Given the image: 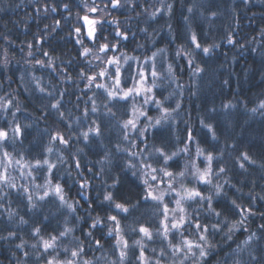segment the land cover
<instances>
[{"label":"trees","instance_id":"16d2710c","mask_svg":"<svg viewBox=\"0 0 264 264\" xmlns=\"http://www.w3.org/2000/svg\"><path fill=\"white\" fill-rule=\"evenodd\" d=\"M92 3L0 0V129L8 133L7 140L0 143V172L6 168L15 184H0V264H46L53 256L63 261L77 245L83 248L78 264L85 260L90 264L118 262L120 249L115 233L108 235L113 222L107 219L115 211L103 199L106 192H112L117 202L136 205L130 214L118 217L128 243L124 264H140L142 247L152 264L156 259L162 264H180L183 254L172 257L169 243L179 244L182 237L173 232L165 240L158 234L164 205L141 199L143 177L127 167L132 157L124 149L131 144L137 145L131 151L142 153L136 162L146 159L154 167L160 166L155 148L177 152L169 171L187 168V185L211 196L212 208L221 213L217 217L210 212L207 201L185 205L190 220L207 225L209 244L204 257L195 250L197 256L183 264H264V108L260 107L264 104V0H121L122 6L116 9L110 4L105 7L107 0H96L103 11L95 13L88 11ZM85 15L102 20V26H95L98 36L117 45L106 55L96 54L105 60L119 58L121 87H132L130 76L143 71L147 86L155 82L149 100L154 98L168 109L167 118L155 126L139 116L138 128H147L143 136L137 138V133L129 132V139H124L121 124L132 115L131 99L110 101L103 89L88 85L87 76L102 68L109 72L115 68L91 54L83 55L85 47L94 52L97 48L85 35ZM76 28L81 29L79 34ZM117 31L128 38L116 36ZM192 35L201 47H211L208 55L195 48ZM78 38L82 44L76 42ZM125 56L135 59L125 62ZM196 65L203 69L199 75H193ZM153 70L156 77L151 75ZM99 82L113 83L107 77ZM57 101L59 108H52ZM94 105L96 112H92ZM134 106L145 111L153 125L164 116L154 102L145 103L143 95L135 98ZM96 125L103 134L85 142L81 133ZM205 125L212 127L216 139ZM16 126L22 130L20 135L13 132ZM57 133L69 143L53 141L51 137ZM209 153L213 156L209 162L212 183L205 185L188 173L193 166L206 163ZM44 159L55 167L34 166ZM49 182L50 193L55 185L62 187L74 211L54 195L39 199L42 186ZM167 185L165 177L159 188ZM174 186L177 188V182ZM164 204L168 209L174 207V193L164 196ZM97 218L101 223L92 228ZM141 225L152 231V240L142 239ZM36 228L44 239L57 236L55 252L32 247L39 239L33 234ZM66 228L71 231L61 237L59 233ZM200 234L194 229L184 231L183 239L197 242ZM137 240L140 245L135 244ZM161 249L165 250L163 257Z\"/></svg>","mask_w":264,"mask_h":264},{"label":"snow or ice","instance_id":"6c2138e0","mask_svg":"<svg viewBox=\"0 0 264 264\" xmlns=\"http://www.w3.org/2000/svg\"><path fill=\"white\" fill-rule=\"evenodd\" d=\"M110 4L111 8L116 9L121 7V0H107V3L105 4V7ZM67 7V6H65ZM171 7V6H169ZM56 9L53 8L52 11H55ZM88 11L91 13H95L97 11H103V9H100L99 6L96 4V0H93L92 6L88 8ZM189 12L192 11V8L188 9ZM83 20L85 23L88 25V29L86 32V36L88 39H90L94 44L97 45V48L95 49V52L92 48L90 47H85L83 50V55L88 56V55H93V57L97 60H100L101 63H108L114 66L115 71L114 72H109L107 68H102L96 75H90L87 76V81L88 85L91 87L92 85H95L96 88L98 89H103L107 93V97L109 98L110 101H129L130 99L133 101V107H132V115L125 119L123 123L121 124V127L124 132V139L128 140L129 132L137 133V138L140 136H143L144 133L147 131V128H138L137 121L139 119V116H144L149 120V126H155L159 125L161 123V119H166L168 115V109L163 108L162 103L160 101L154 100V98L150 101L149 100V95L152 93V88L155 87V82H153L152 87H149L146 85V76L143 71H139L136 76L131 77L130 79L132 80V87H121V69H120V60L119 58H113L109 60L102 59L99 55L96 53H105V55L109 51H113L116 49L117 45L112 44L110 41H108L107 37L103 36H98V30L96 25L102 26L103 21L102 20H94V19H89L87 15L83 17ZM76 33L79 34L81 32L80 28L75 29ZM116 36H120L123 39H127V35H125L123 32L117 31ZM192 43L195 45L196 49H199L204 55H208L211 52V47H201L200 43L197 41V38L195 35H192L191 37ZM103 41V42H100ZM77 43L82 44L83 41L81 39H77ZM229 43H232L231 39H229ZM31 47V46H30ZM212 47H215L213 45ZM179 54V53H178ZM45 55H47L45 53ZM155 54H153V57ZM125 62L128 59H135L129 58L125 56ZM39 63V61H38ZM189 65H192V60L189 59ZM154 67V66H153ZM169 71L171 72V66H169ZM203 69L199 67V65H196L193 68V75H199L200 72H202ZM83 76L84 73H81ZM151 75L153 77L157 76L156 71H152ZM107 77L108 79H111L113 81L112 84L105 85L104 83H100L99 79ZM43 91V89H41ZM144 96V102L149 103V102H154L158 108H161L162 111L164 112V116H162L160 119L155 120V124L153 125L151 123V117L147 116V113L145 111H141L140 109L136 108L134 106L135 103V98L138 96ZM54 109L59 108V102L52 104L51 106ZM107 107V105H106ZM179 107V105H177ZM261 108H264V104L260 105ZM97 109L95 105L92 108V112H96ZM255 111V109H253ZM108 112L111 116L115 117L116 113L112 112L111 108L108 109ZM63 115V114H61ZM85 115H87V112H85ZM93 124L95 125V121H93ZM205 127L208 128L209 132H212V138L216 139L215 132L212 129L210 125H205ZM21 128L19 126H16L13 129V132L17 135L21 134ZM101 128L96 125L95 127H89L86 132H82L81 135L84 139L85 142L90 141V136H95V137H100L102 135ZM8 138V133L2 129H0V143L6 141ZM189 139H191V133H189ZM53 141L59 140L60 143H63L67 145L69 143L68 139H65L62 135L57 133L56 136L51 137ZM136 144H131L128 149H124L125 151L128 152V155L132 157V160L127 163V167L130 169H135L136 171H140L141 176L143 177L142 179V184L144 185L143 189V194L141 196V199L143 200H152L155 201L157 204H162L164 205V220L162 221V231L158 232V234L162 235L165 240L168 239L169 235L173 232L178 233L182 239L179 244H172L171 242L169 243V248L171 249V255L172 257H177L182 255V259L180 264H183V260H187L189 257H195L197 256V251L198 250V255L199 257H204L206 255V246L209 244L207 233H208V227L205 224L200 223L198 220H195V218H192L191 220L186 214V204H190V202H194L196 204H201L204 201H207V207L210 212H212L214 215L219 217L221 215L220 212L215 211L214 208H212V197L208 196L205 197L202 194L201 190H198L197 188H187L183 185V178L186 175L187 168L185 171H180V172H172L169 171L170 164L169 162L174 159V157L177 156V152H167L163 148H155V154L158 155L160 158L157 163L160 165L159 167H154L152 163H149L148 160L146 159H140L139 162H136V157L137 156H142V153L134 152L131 151L132 148H136ZM120 150L119 145H117V151ZM49 152L52 151L51 148L48 149ZM200 155V151L197 153ZM150 156L152 153L149 154ZM5 159L8 161L9 164L12 163V160L9 158V154L7 152L4 153ZM107 159V156L105 157ZM205 159L208 162H211L213 159V156L211 153H209ZM243 159L248 161L249 157L247 154L243 155ZM17 164L20 163V161H16ZM37 168H41L44 166H47L48 169L54 168L55 165L50 163L47 159H44L42 162L41 161H36V164L34 165ZM242 168L244 167L243 164L240 165ZM31 167V165H30ZM77 168L80 167L79 164L76 165ZM195 168V166H193ZM141 169H146L147 171H142ZM136 171H133V175H136ZM220 172H224V168H220ZM162 174V175H161ZM192 175L194 178L201 184H211V169L209 167H205L203 170L199 168H195L193 171ZM168 178V185L166 189H160L159 188V183L163 182L164 178ZM179 180L180 182V189L178 190L174 185L176 182ZM0 184L7 185L8 187H15V184L13 181L10 179L7 169L5 168L2 172H0ZM43 187V195L39 196L40 200H44L45 198L49 197V195H54L56 196L62 205H66L68 208L72 209L73 211V206L71 204H67V201L65 200L64 194H63V189L62 187L57 184L55 187L52 189L51 193L49 191L50 187V182L46 183ZM85 187V185H81V188ZM112 187H115V184L112 185ZM216 191L217 195L220 193V186L216 185ZM27 191V189H25ZM174 193V203L176 204V208L172 209L171 211L173 212V216L171 219H169L168 212L169 209L166 204H164V196L166 195H172ZM28 200L31 206L34 208L36 207L35 203H33V198L32 195H28ZM104 201L109 203V206L114 209L115 214L108 215L107 219L113 222V227L109 229L108 235H113L115 233L117 243L116 246L120 249V255H119V261L114 262V264H124V261L128 255L127 249H128V243L127 241L123 238L122 235V229H121V224H120V217L121 214H124L127 216L130 214V209H134L136 205L130 204V201H125L123 203L117 202V199L114 197L112 192H106L103 197ZM233 204L235 205V201H233ZM237 208H239V205H235ZM179 212L180 215H176V213ZM12 213H9V216L11 217ZM101 221L99 218L95 220V222L91 225L92 228L97 227L98 224H100ZM240 223H243V219L241 220ZM187 225V227H186ZM213 228H216V225H213ZM235 228V225L229 228V232H232ZM195 230L196 232L201 233L199 235V240L197 242H193L188 239H183V233L184 231H189V230ZM71 229L66 228L64 231L60 232L59 235L61 237L66 236ZM133 231H137V229H133ZM139 233L142 234V239L146 240H152L153 239V233L152 231L143 225H141L138 228ZM34 235L38 236V242L37 244H33V248L42 247L45 253H48L50 250L52 252H55L56 247H57V236H50L48 239H44L42 236H40V229L36 228ZM10 235H13L10 233ZM89 236L92 235L91 232L88 233ZM135 244L140 245L141 241L137 240L135 241ZM97 247H102L100 245L99 241H96ZM17 247H23V245H17ZM64 251L67 253L69 252V249L65 248ZM155 251V249H153ZM83 252V248L80 245H77V247L74 250L70 251V257L64 259L63 261L57 259L56 256H53L51 259H48L46 261V264H78V258L80 257L81 253ZM27 255V254H25ZM58 255V253H57ZM160 256L163 257L165 256V250L161 249L160 251ZM138 260L140 261V264H152L151 261L148 260V258L145 256L143 247L141 248ZM83 264H90L89 261L85 260L83 261ZM155 264H162V261L160 259H156Z\"/></svg>","mask_w":264,"mask_h":264},{"label":"rangeland","instance_id":"374dc122","mask_svg":"<svg viewBox=\"0 0 264 264\" xmlns=\"http://www.w3.org/2000/svg\"><path fill=\"white\" fill-rule=\"evenodd\" d=\"M138 109L141 110V108H138ZM206 166L209 167V162H208V161H206V163L203 162V165L199 166L198 168L201 169V170H203ZM196 168H197V167H196ZM209 168H210V167H209ZM194 170H195V168L192 169V170H190L189 173H188V176H191V177L194 178V176L192 175V173H193ZM185 179H186V178H183V185H184L185 187H187V188H192V186L187 185V181H185ZM195 180H196V179H195ZM177 184H178L177 189L179 190V189H180V182H179V180L177 181ZM166 196H167V195H166ZM176 207H177V206H176V204H175L174 207H173L172 209H175ZM172 209H169V212H168L169 219H171L172 216H173V212L171 211ZM176 215H180V213L177 212Z\"/></svg>","mask_w":264,"mask_h":264}]
</instances>
